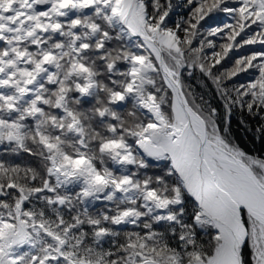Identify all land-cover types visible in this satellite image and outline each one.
I'll list each match as a JSON object with an SVG mask.
<instances>
[{
  "label": "snow or ice",
  "instance_id": "6c2138e0",
  "mask_svg": "<svg viewBox=\"0 0 264 264\" xmlns=\"http://www.w3.org/2000/svg\"><path fill=\"white\" fill-rule=\"evenodd\" d=\"M0 264H264V0H0Z\"/></svg>",
  "mask_w": 264,
  "mask_h": 264
}]
</instances>
